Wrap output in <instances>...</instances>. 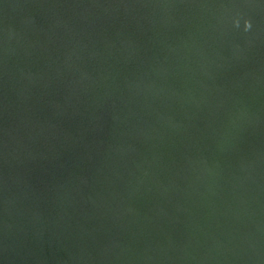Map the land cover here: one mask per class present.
I'll return each instance as SVG.
<instances>
[{
  "label": "water",
  "instance_id": "obj_1",
  "mask_svg": "<svg viewBox=\"0 0 264 264\" xmlns=\"http://www.w3.org/2000/svg\"><path fill=\"white\" fill-rule=\"evenodd\" d=\"M0 264H264V0H0Z\"/></svg>",
  "mask_w": 264,
  "mask_h": 264
}]
</instances>
